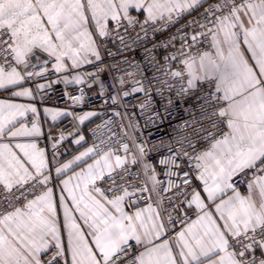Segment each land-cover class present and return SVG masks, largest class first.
<instances>
[{"label": "snow or ice", "instance_id": "1", "mask_svg": "<svg viewBox=\"0 0 264 264\" xmlns=\"http://www.w3.org/2000/svg\"><path fill=\"white\" fill-rule=\"evenodd\" d=\"M200 8L199 19L177 29L182 43L163 64L151 55L153 49H145L162 75L149 79L140 71L142 79L123 92V97L144 94L143 115L153 107V80L161 96L176 87L170 80L179 82L181 97L202 82L208 85L201 105L208 129L197 130L207 134L177 137L173 143L181 146L170 145L171 154L155 163L148 155L157 145L149 148L127 130L134 133L138 123L109 119L97 125L92 145L56 167L53 177L35 140L13 143L41 135L35 120L29 127L21 119L37 108L0 100V264H264V0H0V89L18 87L13 96L32 97L22 83L43 76L49 63L57 73L89 64L103 71L96 64L101 38L130 48L129 28L139 24L147 37L145 25H173ZM140 39L137 33L134 40ZM94 75L77 72L63 80L83 84ZM50 87L36 85L39 91ZM69 98L80 103L83 92ZM119 100L112 97L114 104ZM45 113L53 121L73 115L80 124L97 115ZM146 119L159 120L160 113ZM84 140L80 134L74 143ZM157 163L165 166L166 180L159 178Z\"/></svg>", "mask_w": 264, "mask_h": 264}, {"label": "built area", "instance_id": "2", "mask_svg": "<svg viewBox=\"0 0 264 264\" xmlns=\"http://www.w3.org/2000/svg\"><path fill=\"white\" fill-rule=\"evenodd\" d=\"M215 0H208V3H213ZM207 7V4H205ZM203 8L198 9L191 13V15L183 16L178 23L169 25L166 27H160V23L156 25H145L148 29L147 37L140 31L139 24L134 28H129L127 43L131 45L130 48H124L119 41L112 42L111 40H100V52L101 61L96 62L103 71L96 72V67L93 65H84L82 68L67 72L69 78L72 75L79 73H96V75L87 78L83 84H76L72 87H67L61 80V74L57 73L47 66L43 76H34L31 79L23 82L24 85L28 86L33 90L34 93V104L39 111L44 106H54L61 109H67L69 113H73L75 116H80L86 112L94 111L97 113V118L92 121L88 126H83L78 120L74 119L73 115L58 125L56 140L52 138L48 130L45 127L43 119L41 122L43 125V133L36 139L38 147L45 150L50 161L52 159L64 160L71 155V149L67 145L69 141H74L80 134H86L88 137V145H92L95 140L94 131L97 125H100L105 120L111 119L115 124H128L129 119L135 121L139 125V129L132 132L131 129H127L130 133L134 134L141 141L146 143L147 147L151 148L153 144L157 145V149L150 152L148 159L152 162H157L158 159L168 156V148L171 145L174 149L179 148L181 145L173 143L177 137L189 136L191 139L196 140L197 135L204 136L206 132H197L200 128L208 129V121L203 119L204 113L201 110V105L204 103L203 97L208 91V85L206 82H202L197 89L185 96H177L176 87L179 86V82L176 80H170L169 83L175 85L171 92L165 90L163 95H157L155 89L158 87L156 81L151 83V100L153 107L152 109L144 112L142 115L141 103L145 101L143 93H137L133 96L123 97L124 91H129L134 85V80H140L142 77L139 75L140 71L151 79L155 74L157 76L162 75L161 72H157L153 64L149 63L146 59L145 49H153L151 55H154L160 64L164 63V56L170 52H174L180 48L182 41L177 29L187 25L190 20L199 19V13L203 12ZM132 16H136L142 23L144 17L139 13H132ZM126 24V22H124ZM111 24L109 27H112ZM153 27L158 28V31H153ZM191 29L185 27L184 32H190ZM121 34H124V29H120ZM137 33H140L142 39L134 40ZM176 36L175 40L172 37ZM171 41L169 47H156L153 45H161L165 42ZM203 47H207L204 45ZM196 51V49H193ZM111 53V55L109 54ZM130 63H125V61ZM139 64V69H134V65ZM119 65V69L114 66ZM177 65L173 63L175 68ZM39 71V66L35 69ZM125 71L133 72L136 71L134 77L126 76ZM124 78V83H120V78ZM115 78V79H114ZM38 83L51 84L50 88H46L43 91L36 89ZM89 83H94L93 87L89 86ZM145 87H148L147 81H145ZM15 92L13 89L0 91V99H12L15 96L12 93ZM83 92V100L80 103H74L69 96H80ZM120 96L118 103H113V96ZM169 99L172 101L169 104ZM115 112L121 113V116L114 115ZM154 112L160 113V119L153 121H147L148 116H152ZM35 115H30L26 118L25 122L30 125L34 120L36 121ZM185 122H188L187 124ZM183 125V127H179ZM210 130V129H209ZM115 131L119 132L120 128L116 127ZM63 134L64 140H59V137ZM56 142V148L53 149L52 145ZM131 145V141H128ZM200 147H207V144L201 141ZM53 153L55 156L53 157ZM52 167V166H51ZM157 172L161 180H166L164 176V167L157 163ZM56 184V180L54 181ZM242 191H245L242 187ZM166 195H171L167 193ZM190 218H195L192 210H187ZM175 216V213H173ZM179 223L175 225L173 235L175 231L179 230ZM170 230L172 225H169ZM134 243V242H133Z\"/></svg>", "mask_w": 264, "mask_h": 264}, {"label": "crops", "instance_id": "3", "mask_svg": "<svg viewBox=\"0 0 264 264\" xmlns=\"http://www.w3.org/2000/svg\"><path fill=\"white\" fill-rule=\"evenodd\" d=\"M132 13H137V12H136L135 10H131V11H130V14H132ZM142 16H143V15H142ZM143 17H144V16H143ZM109 25H111V23H110ZM47 66H51V63H49ZM60 74H61V80H62V82L64 83L63 78H64L65 75H67V72H61ZM74 75H75V74H74ZM64 84H65L67 87H72V86L76 85L75 83H68V84L64 83ZM89 86H90V87H93V86H94V83H89ZM22 87H24V88H29L28 86L24 85L23 83H22ZM11 89H13L14 91H19V90H20V88H18V87H16V88H11ZM2 90H3V89H0V91H2ZM33 99H34V93H33V96H32V97H17V96H15V97L12 98V99H0V100H6V101H9V102H11V103H18V104L33 105V106H35ZM35 107H36V106H35ZM36 108H37V107H36ZM45 109H51V110H62V111H65V112H68V113H69V111H68L67 109H61V108H57V107H54V106H44V107L41 109V111H39V110L37 109V113H36V114H33V113H31V112L27 113L26 117L21 118V119H22V122H25L26 118H27L28 116H30L31 114H32V115H35V116L37 117V118H36V122L38 123V126H39V128H40V130H41V135H42V133H43V125H42V122H41V117H42L43 122H44V124H45V127H46V129L48 130L49 134L52 136V138H53L54 140H56V136H57V130H56V129H57L58 125L61 124L62 122H64V121L69 117V115L60 116V117H58L55 121H53V120L51 119V116H49V115H47V114L45 113ZM89 112H94V111H89ZM95 113H96V112H95ZM96 118H97V115H96V116H93V117H91V118H89L88 120H85L84 123H83L82 125L86 127V126H88L92 121H94ZM25 123H26V122H25ZM28 126L31 127V124L28 125ZM41 135H39V136H37V137H18V138H16L15 140H13V143H16V142H21V143H23V142H29V141H31V140H35V141H36V139H37L38 137H40ZM82 135H84L85 140L82 141L81 144L78 145V144L74 143V141H69V142L67 143V145H68V146L70 147V149H71V155H70L68 158H66V159H64V160L52 159V160L50 161L49 157L47 156L48 159H49V161H50V167L52 166L51 168H52V176H53V177L56 176V173H55V168H56V167L60 166V164H63V163H66V162L72 160L76 155H78L80 152L84 151L87 147H89V145H88V137H87V135H86L85 133L82 134ZM3 142H7V140H5V141H3ZM46 155H47V154H46ZM88 162L91 163V160H89ZM83 166H84V165L81 164V167H83ZM74 170H75V171H79L80 169L74 166ZM68 174L70 175L71 172H69ZM62 178H64V177H60V179H62ZM56 184H59V179H56ZM54 191H55V195L58 197L59 194H60V193H59V188H55ZM141 206H143V204H141Z\"/></svg>", "mask_w": 264, "mask_h": 264}, {"label": "water", "instance_id": "4", "mask_svg": "<svg viewBox=\"0 0 264 264\" xmlns=\"http://www.w3.org/2000/svg\"><path fill=\"white\" fill-rule=\"evenodd\" d=\"M45 58H46V57H44V56L42 55L41 61H39V62H35V63H37L38 65H39V64H42L43 59H45Z\"/></svg>", "mask_w": 264, "mask_h": 264}, {"label": "trees", "instance_id": "5", "mask_svg": "<svg viewBox=\"0 0 264 264\" xmlns=\"http://www.w3.org/2000/svg\"><path fill=\"white\" fill-rule=\"evenodd\" d=\"M110 26V25H109Z\"/></svg>", "mask_w": 264, "mask_h": 264}]
</instances>
